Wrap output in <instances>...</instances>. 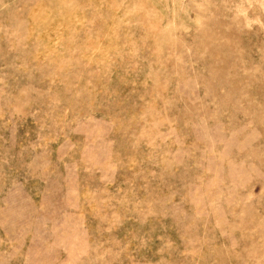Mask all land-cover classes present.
<instances>
[{"label":"rangeland","instance_id":"rangeland-1","mask_svg":"<svg viewBox=\"0 0 264 264\" xmlns=\"http://www.w3.org/2000/svg\"><path fill=\"white\" fill-rule=\"evenodd\" d=\"M0 264H264V0H0Z\"/></svg>","mask_w":264,"mask_h":264}]
</instances>
